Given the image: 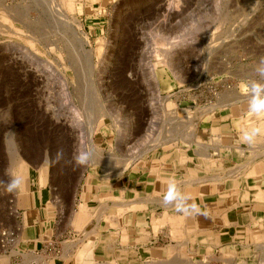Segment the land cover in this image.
Returning <instances> with one entry per match:
<instances>
[{
    "label": "rangeland",
    "instance_id": "1",
    "mask_svg": "<svg viewBox=\"0 0 264 264\" xmlns=\"http://www.w3.org/2000/svg\"><path fill=\"white\" fill-rule=\"evenodd\" d=\"M38 1L0 0V230L12 227L17 214L16 191L9 193L6 186L30 167L45 170L60 205L73 207L71 213L75 206L80 207L71 217L74 225H84L92 214V208L77 199L85 191L99 192L104 201L94 217L121 224L119 213L141 208L135 200L159 198L157 193L142 188L145 172L150 168L160 170L176 153L185 161L180 153L184 154L183 149L195 141V137L192 142L187 139L191 136L188 133L196 135L202 120L220 113L237 118L240 144H245L241 137L250 126L261 128L253 145L264 144V117L248 111L247 96L239 90L243 81L264 79L257 73L259 61L264 59V0H73L74 9L65 11L72 27L56 25L49 17L43 24V7ZM91 59L93 79L88 74ZM107 61L108 69L101 73ZM152 65L156 77L151 75ZM180 120L186 122L181 130ZM181 132L184 134L179 135ZM158 140L164 141L157 145ZM88 146L98 150L93 164L77 166L74 154ZM256 155L258 152L249 148L248 156ZM130 159L133 163L122 172ZM222 178L214 181L217 183L203 184L185 177L177 180V187L186 191L184 195L191 197V202L207 191L220 190L218 193L223 195ZM167 180L160 179L156 188L165 193ZM129 197L136 199L128 201ZM112 204L120 210L110 207L108 211ZM179 222L171 226L176 229ZM155 224L159 229L160 218ZM126 231L123 227L125 242L129 239ZM89 235L98 238L94 227ZM172 236L169 230L167 240L153 243L171 245L177 240L172 246L142 249L144 256L157 251L166 253L151 256L143 264H184L175 263L178 258L188 264L264 263V240L256 242L259 246L245 256L222 254L219 258L196 254L189 245H177L183 240L176 231ZM18 240L16 237L8 250L0 247V257H5L0 264H18L24 257L26 264H32L34 259L47 264L42 255L17 250ZM84 250L86 257L94 256L89 244L78 253Z\"/></svg>",
    "mask_w": 264,
    "mask_h": 264
},
{
    "label": "crops",
    "instance_id": "2",
    "mask_svg": "<svg viewBox=\"0 0 264 264\" xmlns=\"http://www.w3.org/2000/svg\"><path fill=\"white\" fill-rule=\"evenodd\" d=\"M237 130L238 119L224 117L221 113L210 120H202L194 143L191 147L183 149L184 154L180 153L185 161L176 153L175 158H168L160 170L150 168L145 172L142 188L149 193H157L159 198H156V201L153 197L144 198L143 202L135 201L141 208L129 209L123 214L118 212L121 224L114 226L109 221H103L101 216L94 217L104 204L99 192L85 191L77 198L80 204L87 203L92 208V214L88 222L76 226L72 223L71 217L80 207L75 206L74 212L71 213L73 207H63L59 204L51 178L43 168L30 167L28 172L24 169L22 175L24 182L16 190L15 195L17 214L14 215L15 222L12 227L19 231V240L15 248L28 255H42L47 258V264H124V262L143 264L149 261L151 256L162 254L157 251L151 256L148 254L144 256L142 249L164 248L177 243L172 241L171 245H153L158 240H167L169 230L173 229L170 235L176 231L177 236L180 233L179 237L181 236L183 240L177 245H189L196 254L245 256L254 247L259 246L256 242L264 240V146L250 147L247 143L240 144V140L237 141V134L239 135ZM249 148H253L252 151L259 149L255 150L259 154L254 157L248 156ZM259 151H262V155ZM234 167L236 169L238 167L239 171H235ZM218 175L225 176L221 179L225 186L223 195L214 192L195 196L193 201L188 202L189 204L194 202L200 209L195 214L185 215L177 212L172 205H164L162 203L164 192L156 188L160 179L162 181L174 178L176 181H182L187 177L193 181L196 179L198 183L209 184L218 181L216 180L219 178ZM210 176L217 178L205 179ZM180 192L184 195L186 191ZM112 194H116V189H113ZM128 199L132 201L136 198ZM110 207L120 210V207L112 204L108 211H111ZM108 211L107 214H110ZM67 212L70 214L69 217L66 216ZM157 215L162 221L158 232L153 226ZM175 216L183 218L176 229L171 226L170 221V218H176ZM122 226L126 227L128 232L129 239L126 242L122 238ZM93 227L98 232L97 239L89 235ZM187 233L190 234L189 237ZM87 244L91 246L94 254L91 258L86 257L88 253L85 250L78 253V250ZM31 262L43 263L36 259ZM25 263L24 257L18 264Z\"/></svg>",
    "mask_w": 264,
    "mask_h": 264
},
{
    "label": "clouds",
    "instance_id": "3",
    "mask_svg": "<svg viewBox=\"0 0 264 264\" xmlns=\"http://www.w3.org/2000/svg\"><path fill=\"white\" fill-rule=\"evenodd\" d=\"M257 73L259 76L264 77V59L259 61ZM239 90L247 96L248 111L256 117H264V79H248L243 81L239 85ZM260 133V127L250 126L243 131L242 140L249 145H253ZM95 152L96 149L94 147H82L74 154L73 161L77 166H86L92 162ZM23 182L24 178L22 176H14L6 186V191L11 193L18 190ZM190 199L191 197L181 194L177 187V181L174 178L167 181V190L162 197L164 205H172L177 212L184 213L185 215L198 213L200 209L194 202L189 204L188 201Z\"/></svg>",
    "mask_w": 264,
    "mask_h": 264
},
{
    "label": "bare ground",
    "instance_id": "4",
    "mask_svg": "<svg viewBox=\"0 0 264 264\" xmlns=\"http://www.w3.org/2000/svg\"><path fill=\"white\" fill-rule=\"evenodd\" d=\"M69 2H67L66 3V0H60V2L58 1V0H39L38 1V4H39V6H41V7H43V10H42V13H43V19H42V17L40 18V20H42L43 22V24L44 23H47L49 20H46V18L47 17H49V19L52 21V22H54V24H56V25H62V23L63 24H67L68 25V27L69 26H71V25H69V23H70V19H68V14H65V11H66V9L67 10H73L74 9V6H75V2H73V0H68ZM34 2V1H33ZM35 2H36V0H35ZM58 2V4H56ZM82 2V1H81ZM92 2L93 3H96L97 2V0H92ZM2 4V3H1ZM0 4V5H1ZM58 5H60V7H58ZM33 6V5H32ZM31 6V7H32ZM38 6V7H39ZM57 7V8H56ZM1 8H2V5H1ZM3 8H4V6H3ZM34 8V7H33ZM24 9V8H23ZM32 9V8H31ZM22 10V9H21ZM40 10V9H39ZM7 11V10H6ZM27 11V10H26ZM24 12V11H23ZM29 12V11H28ZM32 12V11H31ZM77 12V11H76ZM18 13V12H17ZM67 13V12H66ZM21 15H23V14H21ZM20 15V16H21ZM26 18V17H25ZM28 18V17H27ZM70 18V17H69ZM51 22V23H52ZM25 23V22H24ZM30 23V22H29ZM54 24H52V25H54ZM1 25V24H0ZM31 25V24H30ZM52 25H50V26H52ZM67 27V26H66ZM72 27V26H71ZM48 28V27H47ZM40 29V28H39ZM72 30V29H71ZM1 31V30H0ZM54 31V30H53ZM8 33H9V30L7 31ZM45 32V31H44ZM47 32V31H46ZM49 32V31H48ZM73 32H75V31H73ZM18 33V32H17ZM54 34V33H53ZM61 36V35H60ZM66 36V35H65ZM50 37V36H49ZM71 37V36H70ZM64 38V37H63ZM68 39V38H67ZM66 39V40H67ZM55 40V39H54ZM62 40V39H61ZM64 40V39H63ZM67 42V41H66ZM80 42V41H79ZM45 43V42H44ZM65 43V42H64ZM69 43V42H68ZM167 43V42H166ZM168 43H170L169 41H168ZM174 43H176V42H174ZM173 43V44H174ZM48 44V43H47ZM71 44H73V43H71ZM172 44V45H173ZM176 45V44H175ZM73 46V45H72ZM171 46V45H170ZM174 46V45H173ZM100 48H101V46H100ZM164 49V48H163ZM165 50V49H164ZM168 50V49H167ZM101 51H102V49H101ZM163 51V50H162ZM76 52V51H75ZM165 52H166V50H165ZM99 53V52H98ZM156 53H158V52H156ZM162 54V53H161ZM166 54V53H165ZM99 56H100V54H99ZM168 56V55H167ZM171 56V55H170ZM163 57H164V55H163ZM171 58V57H170ZM171 60V59H170ZM85 62H87V61H85ZM90 64V66H91V71H90V73H88V74H90V76H91V78H92V76L93 75H95L94 74V72H93V61H92V59L90 60V61H88ZM167 62V61H166ZM169 62V61H168ZM105 63V62H104ZM107 64L105 65V67L103 66V69L101 70V73H105L106 71H107V69H108V65H109V61H107L106 62ZM89 66V67H90ZM86 67V66H85ZM95 67V66H94ZM50 68V67H49ZM155 68H154V66L152 65V70H151V75L152 76H155L156 77V74H155V71H153ZM158 74V73H157ZM88 78V77H87ZM90 77H89V79H91ZM153 78V77H152ZM93 79V78H92ZM154 79V78H153ZM155 81H156V78L154 79ZM156 84V83H155ZM92 90V89H91ZM231 91V90H230ZM233 92V91H232ZM158 94V93H157ZM225 94V93H224ZM234 95V94H233ZM241 95V94H240ZM244 96V95H243ZM246 96V95H245ZM233 98V97H232ZM244 98V97H243ZM164 99V98H163ZM229 99H231V98H229ZM240 100V99H239ZM237 101V100H236ZM230 102V101H229ZM229 102H227V103H229ZM231 103V102H230ZM224 104V103H223ZM223 104H219V105H223ZM215 105V104H214ZM234 105H236L235 103H234ZM214 108V107H213ZM212 109V108H211ZM101 110V109H100ZM213 110V109H212ZM204 111H206V110H204ZM101 112V111H100ZM175 112V111H174ZM176 113V112H175ZM97 114H98V110H97ZM174 114V113H173ZM170 116H171V114H169ZM97 116V115H96ZM105 116V115H104ZM173 116V115H172ZM90 117V116H89ZM97 117H99V116H97ZM173 118V117H172ZM177 118V117H176ZM175 118V120H177ZM180 118V117H179ZM193 118V117H192ZM98 119V118H97ZM155 119V118H154ZM165 119V117L163 118V120ZM188 119H190V118H188ZM150 120H153L152 118L150 119ZM168 120V119H167ZM170 120V119H169ZM168 120V121H169ZM174 120V119H173ZM182 120H184L183 118H182ZM182 120H180V123H179V121H178V123L179 124H181V125H179V130H181V127H185V125H186V119H185V123H184V121L183 122H181ZM193 120V119H192ZM192 120L190 121V120H188V121H190V122H192ZM96 121V120H95ZM166 121V120H165ZM151 122V121H150ZM149 122V123H150ZM153 123H155V121H152ZM151 122V123H152ZM171 122H172V120H171ZM189 122V123H190ZM123 123V122H122ZM122 123H121V125H122ZM165 123V122H164ZM164 123H163V125H164ZM176 123V122H175ZM188 123V124H189ZM197 123V122H196ZM124 124V123H123ZM131 124V123H130ZM156 124V123H155ZM95 125H96V123H95ZM124 125H126V124H124ZM165 125H168V124H166L165 123ZM173 125H175V127L177 128V126H176V124H173ZM182 125H184V126H182ZM123 126V125H122ZM127 126V125H126ZM147 126H148V124H147ZM152 126V128H153V125H151ZM188 126V125H187ZM124 127V126H123ZM123 127H121V128H123ZM130 127V126H129ZM136 127V126H135ZM139 127V126H138ZM194 127V126H193ZM196 127V126H195ZM92 128V127H91ZM142 128V127H141ZM149 128V127H148ZM151 128V129H152ZM176 128H174L173 127V129L175 130ZM189 128V127H188ZM95 129V128H94ZM155 129V128H154ZM184 129V128H183ZM187 129V128H186ZM91 130V129H90ZM121 130V129H120ZM131 130V129H130ZM169 129H167V131H168ZM170 130H172L171 128H170ZM191 130H194V128H192ZM262 130H264V127H263V129ZM93 131V130H92ZM91 131V133L89 134V141H91L92 142V140H93V136H94V131L92 132ZM176 131V130H175ZM190 131V130H189ZM195 131V130H194ZM122 131H120V133H121ZM166 132V131H165ZM171 132V131H170ZM177 132H178V128H177ZM190 132H191V134H190ZM188 134L186 133L185 135H186V137H188V136H190V138L188 137L187 139H190V141L192 142V140H194L193 139V137H195V135H194V133L192 132V131H190ZM128 133V132H127ZM131 133V132H130ZM129 133V134H130ZM160 133V132H159ZM162 133H164V132H162ZM161 133V134H162ZM184 134V132H181V134H179V135H183ZM178 134V133H177ZM242 134V133H241ZM160 135V134H159ZM166 135V134H165ZM184 135V136H185ZM188 135V136H187ZM126 137H127V135H125ZM162 136H163V134H162ZM129 137V136H128ZM165 137H168V136H165ZM172 137V136H171ZM182 137V136H181ZM217 137V136H216ZM168 138H170V137H168ZM176 138H178V135H177V137ZM129 139V138H128ZM155 139V138H154ZM164 139H166L167 141H168V139L167 138H164ZM173 139V138H172ZM185 139V138H184ZM241 139H242V137H241ZM159 140H160V138H159ZM159 140L157 141V145H159V144H161L163 141H160L159 142ZM125 141V140H124ZM171 141V140H170ZM166 142V141H165ZM166 143H168V142H166ZM170 143V142H169ZM190 143V142H189ZM229 146V145H228ZM262 146H264V144L263 145H261L260 147H262ZM259 147V146H258ZM257 147V148H258ZM216 148V147H215ZM239 148V147H238ZM240 148H243V147H240ZM245 148V147H244ZM256 148V149H257ZM180 149V148H179ZM253 149V148H252ZM255 149V150H256ZM153 150V149H152ZM244 150V149H243ZM254 150V151H255ZM259 149H257V151H258ZM98 151V150H97ZM96 151V152H97ZM178 151V150H177ZM100 152V151H99ZM179 152V151H178ZM240 152V151H239ZM242 152V151H241ZM260 152V151H259ZM262 152V151H261ZM260 152V153H261ZM141 153V152H140ZM203 153V152H202ZM202 153H200V154H202ZM264 153V152H263ZM99 154V153H98ZM98 154H96L97 156H98ZM259 154V153H258ZM138 155H140V154H138ZM261 155H262V153H261ZM137 156V155H136ZM136 156H132V157H136ZM138 157V156H137ZM97 158V157H96ZM133 158V160L132 159H130V163H128L127 161V163L128 164H126V165H124V163H122L124 166V168L123 167H121V168H123L122 169V172H123V170L124 169H126L127 168V166L128 165H130L131 163H133L132 161H134L135 159ZM102 159V158H101ZM127 159V158H126ZM183 159V158H182ZM255 159V158H254ZM132 160V161H131ZM106 161V160H105ZM252 161V160H251ZM111 162V161H110ZM89 164H93V161L92 162H90ZM122 164H121V166H122ZM244 164V163H243ZM104 165V164H103ZM116 165V164H115ZM112 166V165H111ZM162 166V165H161ZM160 166V167H161ZM114 167V166H113ZM120 167V166H119ZM240 167V166H239ZM109 168V167H108ZM235 168V167H234ZM159 169V168H158ZM242 169V168H241ZM111 170V169H110ZM238 170V168L235 170V171H237ZM227 171V170H226ZM239 171V170H238ZM230 173H232V172H230ZM239 173V172H238ZM225 174V173H224ZM228 174V173H227ZM226 174V175H227ZM235 174V173H234ZM219 176V175H218ZM232 176H234V175H232ZM220 177V176H219ZM225 177V176H224ZM238 177V176H237ZM210 178H212V176H210L209 178L207 177V178H205V179H210ZM214 178V177H213ZM212 178V179H213ZM221 178V177H220ZM200 179V178H199ZM198 179V180H199ZM176 180V179H175ZM195 180V179H194ZM201 180V179H200ZM204 180V179H203ZM111 181V180H110ZM107 182V181H106ZM179 182V181H178ZM190 182V181H189ZM240 182V181H239ZM196 183H198V182H196ZM213 183H217V182H213ZM185 184V183H184ZM183 184V185H184ZM189 184V183H188ZM191 184V183H190ZM207 184V183H206ZM178 185V184H177ZM199 187V186H198ZM197 187V188H198ZM233 187V186H232ZM237 187V186H236ZM164 188V187H163ZM209 187L207 186V189H208ZM223 188H224V186H223ZM222 188V189H223ZM220 191V190H219ZM218 191V192H219ZM209 191H207V193H208ZM206 193V192H205ZM155 194V193H154ZM118 197V196H117ZM149 197V196H148ZM148 197H146V198H148ZM234 197V196H233ZM105 199V198H104ZM149 199H151V197L149 198ZM144 200V199H143ZM147 200V199H146ZM146 200H145V202H146ZM157 200V199H156ZM155 200V201H156ZM203 200V199H202ZM241 200V199H240ZM136 201V200H135ZM134 201V202H135ZM140 202H141V200H139ZM147 201H149V200H147ZM153 201V200H152ZM143 202V201H142ZM163 203V202H162ZM238 205V204H237ZM120 206V205H119ZM107 207V206H106ZM106 210V209H105ZM94 212V211H93ZM84 214V213H83ZM103 214H104V212H103ZM177 214V213H176ZM86 215V214H85ZM170 215V214H169ZM171 215H175V214H171ZM158 216V215H157ZM166 216V215H165ZM177 216H179V214L177 215ZM177 216H175L176 218H170V221H172V223H171V225L172 224H174V223H176L177 221H180V220H182L183 218H180V217H177ZM219 216V215H218ZM108 217H109V214H108ZM112 217V216H111ZM172 217V216H171ZM78 218V217H77ZM87 218V217H86ZM112 218H114V217H112ZM115 218H117V216L115 217ZM114 218V219H115ZM167 218V217H166ZM106 219V218H105ZM158 219H159V216H158ZM158 219H156V220H158ZM109 220H110V217H109ZM155 220V219H154ZM169 220V219H168ZM75 221V220H74ZM80 221V220H79ZM111 221V220H110ZM112 222V224H114V225H118L119 223V221L117 222V220L115 221V220H113V221H111ZM110 222V223H111ZM117 222V223H116ZM157 222V221H156ZM168 222V221H167ZM75 223V222H74ZM155 223V222H154ZM158 223V222H157ZM167 224V223H166ZM178 224H180V222L178 223ZM113 225V226H114ZM158 225H160V224H158ZM223 225V224H222ZM154 226V228H156L155 226H157L156 224L155 225H153ZM176 226H177V224H176ZM175 226V227H176ZM215 226V225H214ZM123 227V226H122ZM153 228V229H154ZM159 228H161V227H159ZM212 228V227H211ZM157 229V228H156ZM188 229V228H187ZM186 229V230H187ZM178 230V229H177ZM125 231V230H124ZM170 231H173V229L172 230H170ZM194 231V230H193ZM196 231V230H195ZM127 232V231H126ZM189 232V231H188ZM92 233H93V235H94V232L92 231ZM92 233H91V235H92ZM178 233V232H177ZM172 234V233H171ZM180 234V233H179ZM179 234H178V236H179ZM184 234V233H183ZM188 234V237H189V233H187ZM124 236H127V235H125L124 234ZM184 235H182V237H183ZM174 237V236H173ZM174 238H176V236L174 237ZM188 239V238H187ZM177 241V240H176ZM188 241H189V239H188ZM187 241V242H188ZM77 242V241H76ZM180 243H181V241H180ZM188 244V243H187ZM1 245V244H0ZM75 245V244H74ZM69 246H71V245H69ZM172 246V245H171ZM182 246V245H181ZM181 246H179V247H181ZM168 247V246H167ZM232 247V246H231ZM182 248H184V246L182 247ZM171 249V248H170ZM170 249H169V251H170ZM173 249V248H172ZM180 249V248H179ZM184 250V249H183ZM75 251V250H74ZM87 251V250H86ZM149 251H147V253H148ZM158 252H160L162 255H164V254H166L165 252H163V251H158ZM222 255V254H221ZM229 255V254H228ZM31 256V255H30ZM36 256V255H35ZM168 256V255H167ZM186 256H187V254H186ZM223 256V255H222ZM225 256V255H224ZM221 256H219V258H220ZM227 257V256H226ZM232 257V256H231ZM234 257V256H233ZM8 258V257H7ZM6 258V260L7 261H9L8 259ZM10 258V257H9ZM33 258H34V256H33ZM42 258V257H41ZM168 258V257H167ZM218 258V257H217ZM225 258V257H224ZM228 258V257H227ZM30 259H32V257L30 258ZM43 259H45L44 257H43ZM169 259V258H168ZM187 259V258H186ZM190 259V257L188 256V261H190L189 260ZM229 259H231V258H229ZM2 260H5V257H0V261H2ZM37 260H39L40 261V259H37ZM173 260V259H172ZM204 260H205V257H204ZM6 261V262H7ZM43 261V260H42ZM225 261V260H224ZM230 261V260H229ZM29 262H30V260H29ZM41 262V261H40ZM45 261H43V263H44ZM173 262V261H172ZM175 263H184V264H188L186 261H184V258L183 259H180V258H178V259H176L175 261H174ZM173 262V263H174ZM191 262V261H190ZM209 262V261H208ZM233 262V261H232ZM31 263V262H30ZM46 263V262H45ZM193 263V262H192ZM224 263V262H223ZM229 263H231V261L230 262H225V264H229ZM245 263V262H244ZM243 263V264H244ZM263 263V262H262ZM261 263V264H262ZM26 264V263H25ZM191 264V263H190ZM232 264V263H231ZM264 264V263H263Z\"/></svg>",
    "mask_w": 264,
    "mask_h": 264
},
{
    "label": "built area",
    "instance_id": "5",
    "mask_svg": "<svg viewBox=\"0 0 264 264\" xmlns=\"http://www.w3.org/2000/svg\"><path fill=\"white\" fill-rule=\"evenodd\" d=\"M6 226V225H5ZM18 237L17 229L14 227L6 226L0 230V247L8 248L15 243V239Z\"/></svg>",
    "mask_w": 264,
    "mask_h": 264
}]
</instances>
